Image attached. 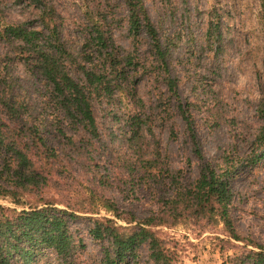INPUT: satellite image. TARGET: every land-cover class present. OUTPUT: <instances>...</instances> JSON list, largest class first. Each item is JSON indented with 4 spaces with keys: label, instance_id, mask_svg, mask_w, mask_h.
I'll list each match as a JSON object with an SVG mask.
<instances>
[{
    "label": "rangeland",
    "instance_id": "obj_1",
    "mask_svg": "<svg viewBox=\"0 0 264 264\" xmlns=\"http://www.w3.org/2000/svg\"><path fill=\"white\" fill-rule=\"evenodd\" d=\"M144 6L167 49L178 100L158 75L140 70L132 78L138 104L120 92L95 101L99 140L87 143L83 132L74 135L71 127L60 124L75 140L72 151L58 136L57 122L64 120L47 100L46 82L24 65L1 34L8 25L25 24L46 35L40 17L50 7L60 24L61 39L73 55L80 56L94 23L103 25L115 46L129 50L124 2L0 0V56L6 59L8 81L60 161L47 187L23 194L24 205L5 198L0 206L21 211L48 201L73 214L68 229L77 264H102L107 242L95 241L89 233L97 222L111 219L129 227L103 207L102 198L136 222L162 218V224L149 229L161 241L171 264H252L250 252H264V159L254 166L247 164L251 155L262 153L256 140L261 125L257 111L264 101L260 2L144 0ZM141 45L142 57H148L146 43ZM72 75L79 79L76 72ZM137 114L142 119L141 132L133 138L130 117ZM140 157L155 161V168H143ZM4 159L1 153L0 187L8 186ZM205 166L218 174L231 167L226 176L232 195L228 215L239 240L228 234L219 216L197 214L195 201L188 196ZM149 255L142 245L136 257L127 261L156 264ZM38 259V264H63V258L49 250H43Z\"/></svg>",
    "mask_w": 264,
    "mask_h": 264
},
{
    "label": "trees",
    "instance_id": "obj_2",
    "mask_svg": "<svg viewBox=\"0 0 264 264\" xmlns=\"http://www.w3.org/2000/svg\"><path fill=\"white\" fill-rule=\"evenodd\" d=\"M123 2L127 14L129 50L115 46L103 25L94 23L80 56L73 55L61 39L60 24L53 19L55 14L50 7L43 9L40 17L46 35L26 28L25 24L8 25L1 34L5 44L23 58L24 65L32 67L46 82L47 100L64 120L57 122L58 136L64 139L69 150L75 149V140L63 131L60 124L71 127L74 135L83 132L88 137L87 143L99 140L95 101L120 92L126 93L138 104L140 101L136 99L132 78L140 70L158 75L167 90L178 100L177 84L169 73L167 49L159 39L144 0ZM259 2L264 27V0ZM142 42L147 45L148 57H142ZM5 61V57L0 56V154L4 153L3 167L9 179L7 187H0V199L7 198L15 205H24L23 194L28 190L47 187L58 172L55 166L60 161L55 150L47 145L41 127L28 113L26 103L16 97L14 87L7 78ZM72 72L79 74L78 80ZM178 108L182 109L181 104ZM257 114L261 125L256 140L260 143L262 153L251 155L248 166L257 165L264 159V101ZM185 120L189 126L188 117ZM141 121L138 114L130 117L133 138H137L141 132ZM192 139L195 143L194 134ZM138 162L145 169L155 168L153 160L140 157ZM230 169L228 167L218 174L205 166L187 193L195 201L197 214L219 216L228 234L239 240L228 215L232 195L226 176ZM101 201L116 220L129 225L123 227L111 219H104V224L97 222L89 230L95 241L107 242L103 249L102 264H130L127 260L134 259L142 245L147 246L149 256L156 264H171L169 255L161 248V241L149 229L162 224V218L154 216L136 222L134 217H123L110 200L102 198ZM42 202V207L29 205L28 210L22 208L21 211L0 206V264H38V256L43 250L63 258V264H77L74 262L76 247L68 229V220L75 216L52 207L48 201ZM248 256L252 264H264V252H250Z\"/></svg>",
    "mask_w": 264,
    "mask_h": 264
}]
</instances>
